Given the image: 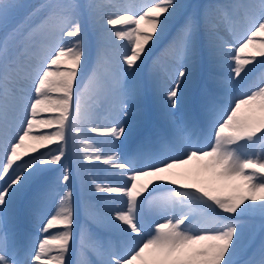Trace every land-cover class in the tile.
Returning a JSON list of instances; mask_svg holds the SVG:
<instances>
[{
	"label": "snow or ice",
	"instance_id": "6c2138e0",
	"mask_svg": "<svg viewBox=\"0 0 264 264\" xmlns=\"http://www.w3.org/2000/svg\"><path fill=\"white\" fill-rule=\"evenodd\" d=\"M0 264H264V0H0Z\"/></svg>",
	"mask_w": 264,
	"mask_h": 264
},
{
	"label": "bare ground",
	"instance_id": "6f19581e",
	"mask_svg": "<svg viewBox=\"0 0 264 264\" xmlns=\"http://www.w3.org/2000/svg\"><path fill=\"white\" fill-rule=\"evenodd\" d=\"M207 1L208 0H193V2H196V3H200V2L206 3ZM143 2H144V0H137V1H135V0H122V3H124V4H131V5H134V6H137V7L139 5H141ZM162 48H163V46H161V48L156 51L155 56H158V54H160V52L162 51ZM155 56L153 57V59L155 58ZM151 68H152V61L149 60L147 66L145 67V73H144L143 77H147L148 76L149 72L151 71ZM206 83H207L206 76H204V77L197 76L191 83H189L187 85L186 88L184 86H182L181 91L184 93L183 108L185 110L188 107H190L194 96L198 95V93L205 88ZM97 174H98L99 179L101 181L105 180L104 179L105 175L103 173H97ZM55 175H59V174L57 173ZM108 179L112 180L113 178L109 177ZM229 192L230 191H228V190H222L218 194H220L222 196H227L229 194ZM157 219L161 220L162 218L161 217H155V216H149V215L146 214L145 218H144V223H145V225H147V224H150L154 220H157Z\"/></svg>",
	"mask_w": 264,
	"mask_h": 264
},
{
	"label": "rangeland",
	"instance_id": "374dc122",
	"mask_svg": "<svg viewBox=\"0 0 264 264\" xmlns=\"http://www.w3.org/2000/svg\"><path fill=\"white\" fill-rule=\"evenodd\" d=\"M28 2L29 3H33V4H37V5H39V4H41V3H44L45 2V0H40V1H34V2H32L31 0H28ZM208 2V1H207ZM123 43V42H122ZM91 55H92V58L94 59L95 58V49L93 48L92 49V52H91ZM160 54H158V56H159ZM155 59V58H154ZM152 61V60H151ZM144 73H145V68L143 69V72H142V76L144 75ZM57 174V173H56ZM59 174V173H58ZM97 177H98V179H99V176H98V174L96 173L95 174ZM104 179H105V177H104ZM231 194H234V193H232L231 191L229 192V194L228 195H231ZM246 219H250L251 220V222H253V223H255L256 225H257V236H258V225H259V223H260V220H259V217H255V218H246ZM161 222H162V219L160 220Z\"/></svg>",
	"mask_w": 264,
	"mask_h": 264
}]
</instances>
